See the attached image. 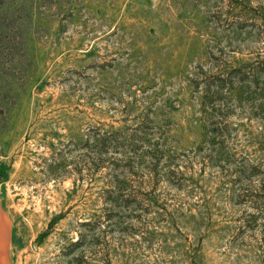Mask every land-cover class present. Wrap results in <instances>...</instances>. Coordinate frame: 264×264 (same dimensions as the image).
Masks as SVG:
<instances>
[{"label":"rangeland","instance_id":"obj_1","mask_svg":"<svg viewBox=\"0 0 264 264\" xmlns=\"http://www.w3.org/2000/svg\"><path fill=\"white\" fill-rule=\"evenodd\" d=\"M0 201L12 264H264V0H0Z\"/></svg>","mask_w":264,"mask_h":264},{"label":"crops","instance_id":"obj_2","mask_svg":"<svg viewBox=\"0 0 264 264\" xmlns=\"http://www.w3.org/2000/svg\"><path fill=\"white\" fill-rule=\"evenodd\" d=\"M0 264H12V222L0 201Z\"/></svg>","mask_w":264,"mask_h":264},{"label":"trees","instance_id":"obj_3","mask_svg":"<svg viewBox=\"0 0 264 264\" xmlns=\"http://www.w3.org/2000/svg\"><path fill=\"white\" fill-rule=\"evenodd\" d=\"M257 196H258L257 195V192L254 191V193H251L248 198L251 200V202H259L260 201V198H258ZM254 206H256V205H254Z\"/></svg>","mask_w":264,"mask_h":264}]
</instances>
